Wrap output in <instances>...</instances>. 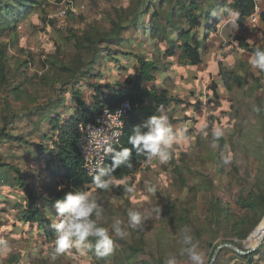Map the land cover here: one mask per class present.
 Instances as JSON below:
<instances>
[{"label": "trees", "instance_id": "1", "mask_svg": "<svg viewBox=\"0 0 264 264\" xmlns=\"http://www.w3.org/2000/svg\"><path fill=\"white\" fill-rule=\"evenodd\" d=\"M43 2L44 0H0V91L3 88H10V82L14 76L8 65L9 43L3 42L2 37L4 34L8 35L11 37V44H14L19 36L18 23L23 21L35 8L41 6ZM256 5V0H131L129 7H114L106 13L104 20L108 25L93 21L88 26L79 29L68 28L67 40L74 42L73 50L68 55H48L47 59L42 62L43 68L46 70L41 76L37 73L34 76L35 79L40 80L41 84H45L53 73L54 77L51 80L53 84L57 85L54 86V89L64 94L67 93L65 87H70L73 91L72 99L77 103L75 112L66 120H63L58 113L52 115V111L65 104L63 97H59L58 101L49 108L37 105L36 108L28 110V114H39L42 120L48 121L53 127L52 135H56L51 145L52 148H41L49 150V154L46 159V167H43L48 174L39 176L42 184L39 191L34 189L36 184V182L34 183V174L27 176L23 167L8 163L3 159L4 146L11 147L14 143L26 145L29 142L26 141L25 136L12 133L9 129L16 112L9 111L10 114L1 116L0 177L4 178L2 175L13 171L16 174L13 181L26 194L27 209L16 207L21 214L20 220L36 224L39 229L51 234L54 229H51V219L46 215L47 208L49 207L53 211L55 201L63 198L68 191L93 190L92 195L96 199L98 197L108 198L115 183L108 190L96 189L92 183L95 174L90 176L79 171L82 162L76 146L78 125L94 121L105 108L114 109L123 100L128 99L132 109L127 119L125 133L113 150L132 148L128 143L132 128L146 121L151 115H158L157 109L161 107L169 115L170 123L176 131V126L183 119L177 118L173 109L169 107L180 105L183 101L172 95L170 90L160 88L155 84L151 85L157 80L156 73L160 64L164 67H169L172 64L170 62L162 63V60L169 58L173 62L178 57L177 61L180 66L200 65L203 62V51L208 48V39L211 33L219 31V24L224 15L233 17L235 23L242 27L245 21L255 14ZM233 13L237 15H233ZM148 14L150 17L146 21L145 17ZM260 19L264 22V10ZM141 20H143L142 23ZM131 25L135 29L140 25L143 26L145 32H150L151 36L145 37L146 42L142 41L135 45V41L130 37H124V33L129 31ZM148 40H150L149 43ZM234 40L239 43L242 49L253 54L257 48L264 49V47L244 41L238 36L234 37ZM148 46L151 48L147 50ZM121 47H124L125 50ZM99 51L100 53H98ZM101 56L112 58L115 62L120 60V56H125L124 58L128 59L134 57L136 63L132 69L135 73L134 75L128 74L125 83L120 81H116L113 85L90 83V86L95 90L94 94L90 96V101L87 102L80 83L81 80L89 77L91 69L94 68L93 64ZM28 64L29 61L24 60L18 67L21 74L25 73L24 68ZM47 65L50 67L46 68ZM118 69L123 71L122 74L128 70L124 64ZM261 72V78L264 79V71L261 70ZM92 75L97 76L96 73ZM221 77L225 87L231 91L235 86L238 89L244 87V78L236 73L222 71ZM255 81L256 84L251 87V91L256 93V109L262 117L261 130L264 131V97L258 93L260 78ZM19 86L20 84H17L10 90H18ZM22 93L27 94L26 91H22ZM16 97L19 98V94ZM186 133L189 135L191 131ZM216 133L208 135L201 133L206 138L199 139V144L205 141V147L207 146L210 151L213 150L211 158L216 161L221 172L229 177V180L219 189H231L241 178H239V168L234 162L231 169L228 170L230 162L228 145L235 152L241 132L234 134L230 140L226 139L221 132L219 136ZM49 136L46 134L45 138L52 137ZM258 143L264 149V134ZM262 157L264 164V151ZM148 161L150 160L146 156L137 155L133 150L130 158L132 167L121 165L113 173V176L117 181H124ZM111 163L110 155L104 166H110ZM30 172H34V169H31ZM173 173L174 185L177 188H183L186 178L181 168L176 166ZM60 186H63L62 190H58ZM203 186L212 191V196L206 203L207 210L201 215H193V209L197 207L195 194L188 200H182L179 197L173 200L168 199L163 204L165 209L163 222L157 235L148 234L143 224L135 227L129 226V235L126 238L113 237L114 252L111 255L99 258L95 255L94 250L90 252L100 264H105L107 260H111V264H165L169 256L178 258L177 264L185 261L190 262L187 255L181 254L183 247L181 230L185 226L191 229L195 241H198L200 251L206 247L215 253L220 245L226 243L240 248L242 241L246 240L264 219V170L260 172L248 193L244 194V191H241L236 201L239 206L238 210L214 193L217 186L212 183ZM191 189L193 193L196 186ZM107 201L108 199L105 206L108 207ZM98 224L107 228L99 221ZM262 235H264V221L244 242L246 247H253ZM89 239L94 241V238L90 237ZM230 253L232 255L223 261V256ZM237 259L244 264H259L258 259L264 260V242L256 251L246 255L239 254L229 247H223L218 251L213 264H230Z\"/></svg>", "mask_w": 264, "mask_h": 264}, {"label": "rangeland", "instance_id": "2", "mask_svg": "<svg viewBox=\"0 0 264 264\" xmlns=\"http://www.w3.org/2000/svg\"><path fill=\"white\" fill-rule=\"evenodd\" d=\"M256 1L262 12L264 0ZM130 3L131 0H53L51 2L44 0L41 6L35 8L18 23L19 36L14 44H11V37L8 35L4 34L2 37L3 42L9 43L8 65L14 76L10 82V88H3L0 91V125L1 116L10 114L9 111L16 112L9 129L12 133L25 136L26 141L29 142L26 145L14 143L11 147L4 146L3 159L23 167L27 176L34 174V183L36 182L34 189L37 191L42 185L39 176L48 174L43 167H46L49 150L41 148H52L56 135H52L53 127L48 121L42 120L39 114H28V110L36 108L37 105L49 108L58 101L59 97H63L65 104L52 111V115L58 113L63 120H66L75 112L77 103L72 99L73 91L70 87H65L67 93L64 94L54 89L57 85L52 83L53 73L45 84H41L40 80L35 79L34 76L36 73L39 76L44 73L46 69L43 68L42 62L48 55H68L73 50L74 42L67 40L68 28L79 29L93 21L108 25L104 20L106 13L114 7L127 8ZM65 9L68 13L62 15L61 11ZM149 17V14L146 15V21ZM219 27L218 32L211 33L208 48L203 51V62L200 65L180 66L178 57L173 62L169 58L162 60V63L172 64L169 67L160 64L156 73L157 80L151 85L155 84L160 88L168 89L172 95L183 101L180 105L176 104L169 108L173 109L177 118L183 119L176 128L184 129V135L188 139L187 141L182 139L173 145L168 163L160 164L158 159L154 158L141 165L136 173L123 183H115L108 198L98 197V203L104 208L99 222L105 224L110 231L116 218L121 219L123 221L121 227L129 231L127 210L132 209L139 211L144 217L142 224L147 233L157 235L163 222L165 211L163 204L168 199L173 200L178 197L188 200L194 194L197 207L193 209V215H201L207 210L206 203L212 196V191L203 186L209 183L218 187L214 191L216 195L238 210L236 201L241 191H244V194L248 193L260 172L264 170L262 157L264 149L258 143L264 134L261 130L263 120L256 109V93L251 91V87L256 84L255 80L260 78L258 93L264 97V79L261 78V70L250 64L254 54L242 49L234 40V37L238 36L244 41L264 47V22L260 18L254 20L251 17L245 21L244 26L240 27L233 17L224 15ZM150 34L148 31L145 32L141 25L137 29L131 25L129 31L124 33V37H130L135 41L134 44L138 45L142 41L146 42L145 37L151 36ZM121 48L125 50L124 47ZM149 48L151 46L146 49ZM124 57L120 56L118 62L107 56H101L96 60L89 77L81 80L80 83L87 102L90 101V96L95 90L90 83L105 85H113L116 81L125 83L127 75L135 73L132 67L136 59ZM24 60H28L29 64L24 68L25 73L21 74L18 67ZM123 64L128 70L122 74L123 71H120L118 67ZM49 67L46 66V68ZM222 71L242 76L243 89L235 86L231 91L226 88L221 77ZM95 73L96 77L92 75ZM17 84H20L18 90H10ZM22 91H26L27 94H23ZM17 94L19 98L16 97ZM187 131H191V134L188 135ZM217 131L228 140L234 134L241 132L235 152L228 145L230 159L228 170L234 162L239 168V178H241L231 189H219L220 186H224L229 177L221 172L216 161L211 158L213 150L210 151L207 146L205 147V141L199 144V139L206 138L201 133L208 135ZM46 134L52 137L49 136L50 138L46 139ZM176 166L181 168L186 178V183L181 189L174 185L173 170ZM31 169H34V172H30ZM59 173L62 174L61 171ZM3 176L4 178L0 177V241L5 242L7 246L0 244V264H100L91 252L81 257L74 249L53 261L50 254L55 248V229L53 233L48 234L45 230L39 229L36 224L20 220L21 214L16 207L27 209L26 194L13 181V177L16 176L13 171ZM133 186L134 191L127 192L126 189ZM194 186L196 189L192 193L191 187ZM151 187H155L154 192L148 190ZM89 192L93 194L94 191ZM107 199L108 207L105 206ZM47 209L55 215V209L53 211L49 207ZM263 221L264 219L260 224ZM249 237L242 241L241 247H244V242ZM201 251L204 254L205 264H210L214 256L213 251L206 247ZM231 255L232 253L225 254L222 260L228 259ZM179 263L191 264V261ZM233 263L244 264L239 259L230 264ZM258 263L263 264L264 260L258 259ZM105 264H111V260H107Z\"/></svg>", "mask_w": 264, "mask_h": 264}, {"label": "clouds", "instance_id": "3", "mask_svg": "<svg viewBox=\"0 0 264 264\" xmlns=\"http://www.w3.org/2000/svg\"><path fill=\"white\" fill-rule=\"evenodd\" d=\"M233 15H237L233 13ZM250 64L254 68L264 71V49L257 48ZM134 75V73H131ZM158 115H151L143 123L132 128L128 137V143L132 148H122L115 151L111 148L106 151L111 153L112 163L110 166H98L96 174L93 176L92 183L96 189L108 190L114 183H123L115 180L113 173L121 165L128 168L132 167L130 158L132 151L137 155H144L148 160L158 159L160 164H166L171 158L170 150L173 145L179 143L182 139L187 141L184 135L185 130L174 131L170 123L169 115L163 107L157 109ZM221 133L217 131L216 135ZM63 186H60L62 190ZM127 192L134 191L133 187H128ZM155 191V187L148 189ZM55 215L46 212L51 219V227L55 229L56 239L54 241V251L50 254L51 259L55 261L58 256L65 254L69 250H75L81 257L87 256L94 250L95 255L104 258L114 252L113 237L124 239L129 233L121 225L123 221L116 218L111 225V234L109 228L99 226L98 221L104 213L103 206L91 192L82 189L68 191L63 198L55 201ZM159 212V209H157ZM129 226H141L144 217L139 211L129 209L127 212ZM181 254L187 255L191 264H205L204 254L199 250L198 241H195L191 234V229L185 226L181 230ZM94 238L90 240L89 238ZM0 244L7 246L5 242ZM165 264H177L175 256H169Z\"/></svg>", "mask_w": 264, "mask_h": 264}, {"label": "built area", "instance_id": "4", "mask_svg": "<svg viewBox=\"0 0 264 264\" xmlns=\"http://www.w3.org/2000/svg\"><path fill=\"white\" fill-rule=\"evenodd\" d=\"M68 12L65 9V11H61V14L64 15ZM261 14L259 6L256 5L254 20L259 19ZM131 109L130 100L125 99L114 109L105 108L94 121L78 125L76 146L82 162L79 168L80 172L91 176L96 174L98 166L105 165L111 155L106 150L113 149L116 144L120 143Z\"/></svg>", "mask_w": 264, "mask_h": 264}, {"label": "water", "instance_id": "5", "mask_svg": "<svg viewBox=\"0 0 264 264\" xmlns=\"http://www.w3.org/2000/svg\"><path fill=\"white\" fill-rule=\"evenodd\" d=\"M255 231H256V230H254L253 233H254ZM251 235H252V234H251ZM251 235H250V236H251ZM249 238H250V237H249ZM263 242H264V235L261 237V239H260V241L258 242V244H257L256 246H254V247H251V248H245V247L238 248V247H236V246H234L233 244H230V243H226V244L220 245V246L216 249V251H215V253H214V256H213V258H212L210 264H213V263H214V261H215L216 258H217L218 251H219L221 248H223V247H229V248L233 249L234 251H236V252L239 253V254L246 255V254H250V253H252L253 251H256V250H257V249L263 244Z\"/></svg>", "mask_w": 264, "mask_h": 264}, {"label": "bare ground", "instance_id": "6", "mask_svg": "<svg viewBox=\"0 0 264 264\" xmlns=\"http://www.w3.org/2000/svg\"><path fill=\"white\" fill-rule=\"evenodd\" d=\"M262 236H263V235H262ZM262 236H261V237H262ZM261 237H260V239H261ZM260 239H259V241H260ZM259 241H258V242H259ZM258 242H257L254 246H256V245L258 244ZM254 246H253V247H254ZM244 247H245V248H248V247H246L245 243H244Z\"/></svg>", "mask_w": 264, "mask_h": 264}, {"label": "crops", "instance_id": "7", "mask_svg": "<svg viewBox=\"0 0 264 264\" xmlns=\"http://www.w3.org/2000/svg\"><path fill=\"white\" fill-rule=\"evenodd\" d=\"M203 59V58H202Z\"/></svg>", "mask_w": 264, "mask_h": 264}]
</instances>
